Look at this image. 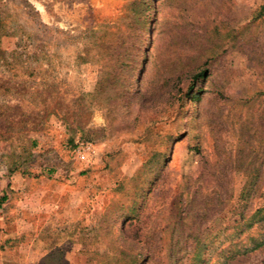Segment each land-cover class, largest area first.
I'll list each match as a JSON object with an SVG mask.
<instances>
[{
  "label": "rangeland",
  "instance_id": "1",
  "mask_svg": "<svg viewBox=\"0 0 264 264\" xmlns=\"http://www.w3.org/2000/svg\"><path fill=\"white\" fill-rule=\"evenodd\" d=\"M263 6L0 0V264H264Z\"/></svg>",
  "mask_w": 264,
  "mask_h": 264
},
{
  "label": "crops",
  "instance_id": "2",
  "mask_svg": "<svg viewBox=\"0 0 264 264\" xmlns=\"http://www.w3.org/2000/svg\"><path fill=\"white\" fill-rule=\"evenodd\" d=\"M68 172L69 171H66V172H64V174L66 175V174H68ZM69 173H71V172H69ZM10 190H12V187H9V191ZM6 192V194L8 193L7 192V189L5 190ZM3 193V192H2ZM65 194V196L63 197L64 198V200H67L68 201V204H69V207H70V210H74V208H77V207H79V204L75 201V197L73 196L74 195V192H71L70 193V195L69 194H67V193H64ZM67 194V195H66ZM59 205V202H52V203H48L47 204V206H46V208H45V212L48 214L47 215V218L49 219V220H55L54 221V223L52 222L51 224H50V221H48L47 222V225L49 226V227H51V226H55V224L58 222L57 220H61V218H63V222L61 223V224H67V225H70V223H68L69 221H67L66 222V220H68V216H67V214L68 213H64L65 212V209H64V207H60L59 209H57L58 206ZM93 208V210H95V207L94 206H92ZM44 208V207H43ZM87 209H90V205L88 204L87 205ZM44 210V209H43ZM66 210L67 211H70L69 210V208H66ZM61 211H63V214L62 215H60V214H57L56 212H58V213H60ZM61 218H60V217ZM91 218H93V217H91ZM94 219V218H93ZM82 222V221H81ZM87 227L89 228V226L91 225V224H93V222H91L90 223V218H89V216L87 217Z\"/></svg>",
  "mask_w": 264,
  "mask_h": 264
},
{
  "label": "built area",
  "instance_id": "3",
  "mask_svg": "<svg viewBox=\"0 0 264 264\" xmlns=\"http://www.w3.org/2000/svg\"><path fill=\"white\" fill-rule=\"evenodd\" d=\"M75 152L80 159H84L93 153V147L90 144L80 145L76 148Z\"/></svg>",
  "mask_w": 264,
  "mask_h": 264
},
{
  "label": "trees",
  "instance_id": "4",
  "mask_svg": "<svg viewBox=\"0 0 264 264\" xmlns=\"http://www.w3.org/2000/svg\"><path fill=\"white\" fill-rule=\"evenodd\" d=\"M262 9H263V11L261 12V13H259V14H257L256 16H255V18H263V22H264V6L262 7ZM196 76H200V74L199 75H196ZM4 202V197H3V199H1V203H3ZM260 213H256L254 216H255V218H256V215H259ZM258 217V216H257ZM262 219H260V220H258L257 219V221H255V222H259V221H262V220H264V215L261 217Z\"/></svg>",
  "mask_w": 264,
  "mask_h": 264
}]
</instances>
